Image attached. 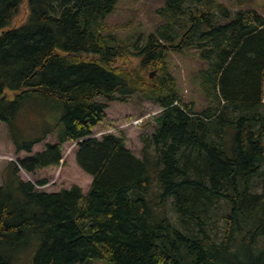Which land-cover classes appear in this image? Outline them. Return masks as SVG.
<instances>
[{
  "label": "trees",
  "instance_id": "1",
  "mask_svg": "<svg viewBox=\"0 0 264 264\" xmlns=\"http://www.w3.org/2000/svg\"><path fill=\"white\" fill-rule=\"evenodd\" d=\"M26 2V21L10 27L22 0H0V123L28 154L2 171L0 264H264V16L166 0L139 45L104 21L118 0ZM190 49L206 65L201 110L168 66ZM132 96L161 110L140 158L121 135L92 137L107 108L97 99ZM80 140L86 188L20 179L59 166Z\"/></svg>",
  "mask_w": 264,
  "mask_h": 264
},
{
  "label": "rangeland",
  "instance_id": "2",
  "mask_svg": "<svg viewBox=\"0 0 264 264\" xmlns=\"http://www.w3.org/2000/svg\"><path fill=\"white\" fill-rule=\"evenodd\" d=\"M226 5L233 15L240 10L253 8L264 16V0H216ZM166 0H118L114 10L105 18V23L115 32L116 37L127 44L144 45L147 37L163 22L158 10L164 7ZM29 14L26 0H22L21 9L10 27L22 25ZM168 66L170 73L175 77L180 94L186 101L196 104L198 110L205 107L206 102L199 87L198 71L206 65L199 59L194 49L183 53H169ZM135 58L127 62L128 66H135ZM97 101L107 105L105 119L92 131V137L99 139L103 134L121 135L128 150L136 157H141L143 143L142 134L153 131V117L161 111L150 101H143L136 96L129 97L127 102H106L102 98ZM54 135L48 136L43 142L35 145L32 154L41 151L46 143H54ZM77 146L75 142H68L63 146V159L57 167H49L28 174L20 170L18 175L25 182L34 184L38 191H52L70 188L72 185L82 186L88 183L75 162ZM28 154L16 153L15 148L7 135V129L0 123V184L2 171L10 161L26 157ZM87 176V175H86ZM44 180L43 186L36 185L37 181ZM88 264H111L102 260H91Z\"/></svg>",
  "mask_w": 264,
  "mask_h": 264
},
{
  "label": "water",
  "instance_id": "3",
  "mask_svg": "<svg viewBox=\"0 0 264 264\" xmlns=\"http://www.w3.org/2000/svg\"><path fill=\"white\" fill-rule=\"evenodd\" d=\"M83 140L77 141L76 144H80Z\"/></svg>",
  "mask_w": 264,
  "mask_h": 264
}]
</instances>
